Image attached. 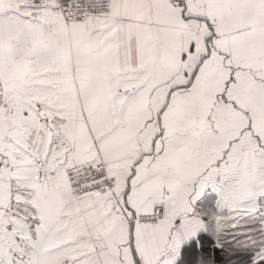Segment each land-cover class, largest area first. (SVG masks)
Listing matches in <instances>:
<instances>
[{
	"label": "snow or ice",
	"instance_id": "1",
	"mask_svg": "<svg viewBox=\"0 0 264 264\" xmlns=\"http://www.w3.org/2000/svg\"><path fill=\"white\" fill-rule=\"evenodd\" d=\"M0 264H264V0H0Z\"/></svg>",
	"mask_w": 264,
	"mask_h": 264
}]
</instances>
